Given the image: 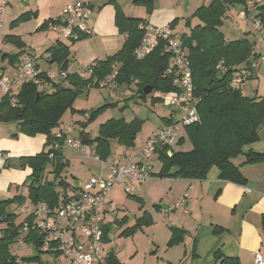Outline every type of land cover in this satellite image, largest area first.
<instances>
[{
  "label": "trees",
  "instance_id": "obj_1",
  "mask_svg": "<svg viewBox=\"0 0 264 264\" xmlns=\"http://www.w3.org/2000/svg\"><path fill=\"white\" fill-rule=\"evenodd\" d=\"M136 2L148 3L149 0H135ZM246 0H212L209 5H201L194 12V16L200 20V24L190 29V34L182 35L183 45L188 50L192 81L195 93L201 96L197 105L199 123L185 127V131L192 143L189 150H178L177 146L183 143L179 139L172 146H163L159 149L158 159L161 167L158 177H180L187 179H204L211 167L219 170L222 179L244 183L239 168L232 162L236 156L244 153L245 164L264 162V151L252 149L244 151V148L258 140V128L264 122V97H247L241 93L240 87H230L228 81L237 67L248 63L254 56V43L246 37L237 40H226L220 27L225 17L227 7L233 4L245 6ZM100 7V6H99ZM35 13L25 12L19 16V20L30 18ZM251 14L258 17L264 25V3L258 1L252 5ZM48 21L55 22L53 19ZM140 23H146L144 19L126 16L123 11L115 6V24L121 34H125L122 47L112 56L96 60L92 65V73L83 78L78 73L67 74L68 82L78 89L87 86L93 78L105 79L114 70V80L118 86L130 85L137 79L139 92L145 97L143 88L151 85L152 89L169 91L173 84L164 71L169 63V55L164 50V43L159 42L155 48L141 59L134 55V49L143 36ZM173 26L176 21L170 22ZM48 24L44 22L37 30H41ZM83 36V35H82ZM81 36V38H82ZM8 40L21 43L9 36ZM50 63H57L58 69L65 70L68 63L69 48L60 40L48 49ZM226 67L222 77L216 79L220 72L216 67L219 63ZM221 73V72H220ZM210 78H215L205 90L204 85ZM48 82V81H47ZM139 82V83H138ZM21 90L16 96L14 106L9 102L7 95L0 100V121L17 122L18 130L22 133L33 134L36 131L46 135L54 134L56 127L64 112L71 106L73 92L69 88L56 87L53 92H36V84L23 83ZM97 87V86H96ZM152 91V90H151ZM38 93V97H36ZM172 121V116L163 118L165 124ZM137 121L134 124L126 123L122 118L111 120L101 126L100 135L95 138V154L101 160H106L110 154L111 142L116 141L125 147L134 145L136 131L139 128ZM181 138V137H180ZM58 140V139H56ZM62 143V140H58ZM90 139L84 144H88ZM171 150V154L166 152ZM49 152L54 153V159H49ZM17 161L19 166L28 167L31 171L26 181L30 202L44 201L56 204L60 196L54 186H62L64 191L70 187L68 181L61 178L60 173L68 165L62 155L61 149L53 150L52 144L47 150H42L36 155L20 156L15 159L8 157L3 166L10 167L12 161ZM50 164L53 180L43 179L46 165ZM173 168L175 169L173 171ZM74 188V187H72ZM16 200L18 204L24 200L20 195L10 200L0 202V223L6 225L0 236V264H18L16 258L11 255L9 245L20 236L21 224L14 223V216L5 213L6 204ZM148 223L147 217H141L133 225L127 227L122 233L133 234L141 229L143 224ZM262 230L264 231V215L262 216ZM108 226L104 227V242L107 240ZM176 229H172V236L168 245L177 242ZM182 234L183 231L181 230ZM181 234V235H182ZM26 240L38 243L37 239L23 236ZM216 257L220 258L217 253ZM23 261V259H21ZM220 264H239L237 259L224 257Z\"/></svg>",
  "mask_w": 264,
  "mask_h": 264
},
{
  "label": "rangeland",
  "instance_id": "obj_2",
  "mask_svg": "<svg viewBox=\"0 0 264 264\" xmlns=\"http://www.w3.org/2000/svg\"><path fill=\"white\" fill-rule=\"evenodd\" d=\"M30 2V5L28 3ZM44 0H7L5 12L0 16V68L3 65L7 66L3 71V75L8 77L13 76L14 70L9 64H15L24 55L21 52L23 41H25L28 49L29 46L33 54L40 56L44 54L45 48L52 44L55 38H59L63 43H67L69 46L75 41L67 40L52 29L44 27L42 30L35 31L37 19L35 16L30 18L19 20V16L25 12L35 13L36 9L42 8ZM85 1L87 10L90 15H94L101 6L105 4H111L118 6L125 15L133 16L140 19H148L151 14H169L172 19L176 21L175 29L181 34H190V29L200 24V20L193 14L196 9L201 5H209L212 0H149V2H136L135 0H77ZM248 0H246V4ZM27 2V4H25ZM250 5H253L255 0H250ZM263 4L264 0H258ZM89 3H95L96 7L89 8ZM100 6V7H99ZM241 6L233 4L227 9L225 17L222 20L220 27L224 36L228 40H237L240 36L251 35L252 41L257 43L255 49L260 51L264 50V42L261 39L264 37V25L261 30L253 29L251 23H245L242 20L236 18L238 10ZM37 16V14H34ZM92 18V17H91ZM44 23V22H43ZM42 23V24H43ZM240 26V30H234L233 26ZM35 28V29H34ZM243 29H249L247 34L242 33ZM37 30V29H36ZM252 32V33H251ZM11 36L17 42L8 40ZM23 40V41H22ZM254 41V42H255ZM46 55V54H45ZM14 57V59H12ZM44 64V62H43ZM50 71L55 72L58 68L57 63H52L50 66L48 63L44 64ZM77 73V72H76ZM258 76L251 77L247 81L241 84L240 90L244 96L247 97H259L264 94V63L260 62L256 68ZM83 78H87L86 73H79ZM139 83V82H138ZM22 85L13 87V94L16 99L18 92H20ZM56 87L69 88L73 92V100L70 107L66 109L60 121L55 128L63 131L70 127L71 131L68 136L71 138H81L86 135L88 139L92 140L86 145L85 152L73 149L70 146H63L61 148L62 155L65 160L68 161V165L60 173L63 180H77L79 183L84 184L90 177L97 176L100 173H105L106 168L99 161L94 160L92 157L85 156L86 154L93 155L95 153V138L100 135V129L102 125H105L111 120L123 119L128 124L139 125L134 138V145L132 148L140 149L141 143L144 141V136L148 134L150 130L157 124H162L161 117L165 116L170 107L162 104L160 100L163 93L157 89L142 97L139 92V85L137 79L130 85L122 84L117 89L113 90L107 86H85L82 89L74 88L69 82H62L58 78L54 80L53 85L42 83L37 85L36 92L50 93L55 90ZM78 91V92H77ZM4 93L0 91V100L4 97ZM264 97V96H261ZM12 125H15V121ZM12 123V122H11ZM164 123V122H163ZM264 125V122H263ZM18 126V125H17ZM260 127V126H259ZM17 135L23 134L26 136V141L31 145L36 143V140L46 134L36 131L33 134L22 133L17 128ZM263 135H260V138ZM180 139L183 143L178 150H189L192 147V143L184 129H180ZM263 142L259 139L254 144ZM110 154L107 157V162H114L116 158H123V155L132 154L130 147L125 148L118 144L116 141L111 142ZM43 145V143H42ZM41 145V147H42ZM137 146V147H136ZM39 149L40 153L43 149L47 150L48 145ZM172 150V149H169ZM136 150L135 152H137ZM135 152L132 154L134 155ZM130 155V156H132ZM243 157V153L236 156L234 159L238 160ZM153 167V173L158 174L161 162L159 159H147L146 160ZM175 169L173 168V171ZM27 172V169H25ZM53 173L50 164L46 165L43 172V179L49 181L53 180ZM162 178L154 175L151 179H147L137 186V192L135 194L127 195L121 192L117 187L112 192L116 205V216H106L105 222L108 226L107 240L104 242L103 255H108L116 259L120 264H157L159 261L164 264H186L188 253L191 249V242H194V234L187 232L183 234L180 228L172 225L173 222H178L183 219V214L180 209H174L173 203L177 199L171 198L169 192V184L164 182ZM178 178V177H176ZM24 183L18 187H11V194H20L24 198V202H29L27 180L28 177H24ZM156 179V180H155ZM139 187V188H138ZM55 191L60 197L69 192L64 191L62 186L55 185ZM186 192V191H185ZM183 194V193H182ZM181 194V195H182ZM110 196V195H109ZM169 206L165 209L164 206ZM147 217L148 223L143 224L141 229L133 234L122 233L127 227L133 225L141 217ZM183 224V221H179ZM1 224V223H0ZM172 229L175 230L177 236V242L172 245H168L172 236ZM182 234V235H181ZM264 236V231H263ZM184 239L185 243L184 244ZM194 245V243H193ZM192 245V247H193ZM9 250L15 251L17 256L23 259V264H57L55 263V257L50 254L40 252L36 243L32 240H26L23 246H19L15 240L9 245ZM184 250L187 253H184ZM103 256V258H104ZM106 257V256H105ZM61 264H67L61 257L59 258ZM102 264H108L107 258L102 260Z\"/></svg>",
  "mask_w": 264,
  "mask_h": 264
},
{
  "label": "built area",
  "instance_id": "obj_3",
  "mask_svg": "<svg viewBox=\"0 0 264 264\" xmlns=\"http://www.w3.org/2000/svg\"><path fill=\"white\" fill-rule=\"evenodd\" d=\"M247 3L238 10L236 17L245 23H251L253 29L261 30L263 25L260 19L251 14L250 0ZM7 4V0H0V16L5 12ZM86 6L81 1L65 4L61 9L62 22H51L50 28L70 41L78 40L82 35H91L93 31L87 24L89 16ZM139 28H142L144 33L133 52L137 59L145 57L161 41L164 43L165 52L169 55V63L164 75L170 78L173 89L161 91L163 96L160 100L163 105L171 108L172 121L156 126L143 146L123 163L101 160L95 153L86 154L85 156L92 157L106 167L105 175L92 176L78 186H75L76 179L69 180L70 187L66 189L69 192L60 197L56 204L44 201L17 204L16 207L26 216L21 223L17 244L23 246L26 241L23 236L29 235L30 238L38 240L37 247L40 252L54 256L57 264H61L60 257L67 264H102V260L106 258L108 261L109 256L105 255V257L102 253L105 218L107 214L116 211L115 205L109 199V194L118 185L125 194H135L137 186L153 176V167L146 160L158 159L160 148L172 146L180 139V129L200 121L197 105L201 101V96L195 93L188 50L183 45L181 33L176 31L171 23L158 26L146 22L140 23ZM238 28V26L235 27V29ZM252 57L248 63L238 66L232 73L228 81L230 87H240L252 76L258 64L264 62V53L256 58ZM216 68L221 73L226 70L221 62ZM81 73H86L89 77L92 73V65H88ZM67 74L66 70L61 69L55 72L43 71L37 65L35 58L28 56L18 64L13 77L9 78L0 72V91L8 96L9 102L14 106L16 99L12 92L13 87L23 83L40 85L47 81H54L56 78L66 83L68 82ZM115 75L116 70L105 79L93 78L87 86H107L115 90L119 87L114 80ZM70 131L71 128L67 127L64 131L60 129L53 134L54 140L51 143L53 150L70 146L85 152L86 145L81 138L68 136ZM56 139L62 140V143ZM166 153L170 155L171 150L168 149ZM8 157L0 152V159L5 160ZM48 157L54 159V153L49 152ZM189 202V193L185 192L174 201L173 208L187 214L190 211ZM10 253L16 258L18 264H23L15 251L10 250ZM253 260L255 264H264V255L254 252Z\"/></svg>",
  "mask_w": 264,
  "mask_h": 264
},
{
  "label": "crops",
  "instance_id": "obj_4",
  "mask_svg": "<svg viewBox=\"0 0 264 264\" xmlns=\"http://www.w3.org/2000/svg\"><path fill=\"white\" fill-rule=\"evenodd\" d=\"M75 1L77 0H44L42 3L44 10H42V8L36 9L37 16L35 15V19L38 17V25L35 28L37 29L43 22H46L48 24L46 26L47 29H51L49 23L52 21H48L49 19L62 22L61 9L65 4ZM257 1L258 0H255V2ZM28 5H30V2ZM115 6V4H105L101 6L93 16L90 15L87 10L89 16L87 24L92 29L93 33L91 35H83L82 38L75 40V42L72 41L73 44L71 46L64 42L69 48L68 63L65 68L68 74L76 72L79 74L94 61L112 56L122 47L125 34H121L115 24ZM95 7V3H89L90 9H95ZM145 21L159 26L174 20L169 14L154 13L151 14L148 19H145ZM236 26H233V29L240 30V26H238V29H235ZM36 29L35 31H39ZM242 31V33L245 34L250 32L249 29H243ZM242 37H246L252 41L251 35H241L240 38ZM57 40L60 39L55 38L52 44L45 48L46 53L40 54V56L33 54L32 51H30V48L33 46H29L30 48L28 49L25 41L22 40L24 42V47L21 49V52L25 54L22 55L23 57L20 58L17 63L9 64L12 66V70H14L13 76L16 73L18 64L28 56L35 58L37 65L43 71H50L44 64L48 63L52 66V63H50L48 59V49L55 45ZM254 41L255 40L252 41L254 43L253 57L256 58L259 54L264 53V50H256L255 45L257 42ZM261 41L264 42V37ZM12 59H14V57ZM6 67L7 66L3 65V67L0 68V72L3 73ZM256 68L253 70L251 76L253 78L258 76ZM46 84L53 85L54 81L47 82ZM260 96H264V94ZM169 115L170 111H168L165 116L161 117L162 124H164L163 118H168ZM13 123L14 122L0 121V152L15 159L20 156L33 155L37 153V151L39 152L42 143L43 145L45 143L46 146L47 135L45 137L40 136L36 140V143L31 145L26 141L25 135L16 134L18 132V126L17 123L12 125ZM156 126L158 125L156 124L152 130ZM152 130L144 136V141L140 144L141 147ZM260 135H263V138H260ZM258 138L262 139L263 142L257 144L252 143L246 146L244 151L249 149L259 152L264 151L263 123L258 128ZM130 148L132 149V151H130L132 154L136 150H139L134 147ZM130 155L125 153L122 159L116 158L113 163H123ZM244 158L243 153L242 158L238 160H235L236 158L232 159V162L239 168L241 176L245 179L243 184L220 178L219 170L215 166L210 168L204 179H187L180 177L162 178L164 182L169 184V192L171 193L172 199L175 200L181 196L182 193H185V191L188 192L190 196L189 213L184 214L181 211L183 219L179 221H183V224H180L179 221L173 222L172 224L177 226L176 228L183 230L184 233L191 232L190 229L195 228V230H192L194 242H191V249H193L188 253L186 264H220L224 257L237 259L239 264H255L253 253L260 252L264 255V236L261 223L262 216L264 215V162L245 164L243 163ZM3 162L4 160L0 159V202L13 199L20 195L11 194L10 189L11 187H18L19 185L25 184L23 182L25 180L24 177L28 176L31 171L28 167L24 168L19 166V163L15 160L12 161L10 167H4ZM25 169H27V172ZM105 173H100L98 175H105ZM156 177L158 178V176ZM116 187L124 193L120 185ZM112 192L109 194V199L116 205L113 197H111ZM21 203L26 202L22 200ZM17 204L16 200H13L6 204L4 211L5 213L13 214L15 224H21L26 216L19 211L16 207ZM164 208L168 209L169 206L166 205ZM112 214L114 218L117 215L116 211ZM106 216H108V214ZM106 223L107 222H105V224ZM5 225L6 224L2 222L0 228L3 229ZM108 233L107 230L106 236ZM183 243L186 244L185 239ZM102 252H104V250ZM184 253L186 254L187 251L184 250ZM215 253L220 255V258L216 257ZM109 257L111 258V256ZM157 264L164 263L159 261Z\"/></svg>",
  "mask_w": 264,
  "mask_h": 264
},
{
  "label": "water",
  "instance_id": "obj_5",
  "mask_svg": "<svg viewBox=\"0 0 264 264\" xmlns=\"http://www.w3.org/2000/svg\"><path fill=\"white\" fill-rule=\"evenodd\" d=\"M25 4H27V2ZM221 77H222V73L219 72L217 74V76H216V79H219ZM214 79L215 78H210L209 82L204 85V89L205 90L208 88L209 83H211ZM151 90H152V86L151 85H146L143 88V93L145 95H147V94H149L151 92ZM36 97H38V93H36ZM53 140H54V135L52 133L48 134L47 135V139H46V145H50ZM87 140H88V137L86 135L81 136V141L83 143L87 142ZM78 185H79V182L78 181H75V186H78ZM77 198H78V196H77ZM107 262H108V264H119V262L116 259H114L113 257H111V258L109 257Z\"/></svg>",
  "mask_w": 264,
  "mask_h": 264
}]
</instances>
